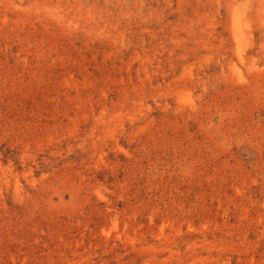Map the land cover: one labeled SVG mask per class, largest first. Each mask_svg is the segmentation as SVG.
<instances>
[{"label": "rangeland", "instance_id": "rangeland-1", "mask_svg": "<svg viewBox=\"0 0 264 264\" xmlns=\"http://www.w3.org/2000/svg\"><path fill=\"white\" fill-rule=\"evenodd\" d=\"M263 3L0 0V264H264Z\"/></svg>", "mask_w": 264, "mask_h": 264}, {"label": "bare ground", "instance_id": "bare-ground-1", "mask_svg": "<svg viewBox=\"0 0 264 264\" xmlns=\"http://www.w3.org/2000/svg\"><path fill=\"white\" fill-rule=\"evenodd\" d=\"M231 1V0H230ZM256 1V0H255ZM264 4V3H263ZM245 3H242L240 4L239 7H237V9L235 10L234 12V15H233V19H234V25H233V29H234V32L236 33V35L241 38L242 36H244L242 34V28H241V20L242 18L245 16V11H246V8H245ZM251 9V8H250ZM250 11V10H249ZM254 14V13H253ZM243 22V21H242ZM246 27H249L248 25V22L245 23ZM243 25V24H242ZM248 30V29H247Z\"/></svg>", "mask_w": 264, "mask_h": 264}]
</instances>
